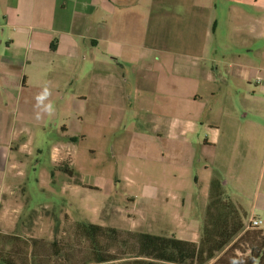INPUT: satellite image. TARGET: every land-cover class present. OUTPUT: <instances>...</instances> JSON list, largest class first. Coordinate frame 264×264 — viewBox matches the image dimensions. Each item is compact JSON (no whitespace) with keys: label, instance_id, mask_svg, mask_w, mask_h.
Listing matches in <instances>:
<instances>
[{"label":"crops","instance_id":"0c3cea01","mask_svg":"<svg viewBox=\"0 0 264 264\" xmlns=\"http://www.w3.org/2000/svg\"><path fill=\"white\" fill-rule=\"evenodd\" d=\"M244 1L255 10L249 21L210 19L209 0H0V185L6 186L0 187V234L18 231L23 184L16 180L26 177L29 157L40 153V138L50 130L59 141L52 171L72 180L73 174L56 168L69 163L72 170L66 121L81 115L91 98L90 89L80 90L81 71L94 87L96 71L105 73L100 92L109 100L113 63L126 69L121 59L129 54L137 70L153 72L157 60L149 51L160 52L163 43H186L184 51L165 57L174 73L169 133L184 132L188 146L201 148L206 172L223 182L226 199L246 217L250 212L264 217V0ZM214 37L218 52L211 49ZM243 38L248 44L242 47ZM146 58L150 64L144 68ZM45 88L50 95L38 103ZM119 103L102 104L105 119L122 108ZM253 182L260 199L245 204L235 194Z\"/></svg>","mask_w":264,"mask_h":264},{"label":"rangeland","instance_id":"374dc122","mask_svg":"<svg viewBox=\"0 0 264 264\" xmlns=\"http://www.w3.org/2000/svg\"><path fill=\"white\" fill-rule=\"evenodd\" d=\"M261 11L256 9L257 13ZM207 12L210 19L218 21H249V15L255 10L244 0L233 3L209 0ZM174 33L171 29L170 34ZM242 41V47L245 42L248 44L247 38ZM184 44L163 43L158 47L162 52L149 51L153 61L157 60L153 72L137 70V62L129 54L121 59L126 69L113 63L110 87L114 93L110 101L100 92L99 77L105 73L96 71L98 82L94 87L86 81L84 69L81 71L80 90L90 89L91 98L87 105L81 106V115L66 121L71 131L72 180L55 176L57 172L52 171V152L59 141L50 130L40 138V153L29 157L26 177L16 180L23 184L19 189L22 199L16 204V235L27 239L66 240L72 238L76 224L84 222L199 241L208 212L212 175L206 172L201 148L188 146L184 132L168 131L169 83L174 73L168 70L165 57H174L169 54L174 50L184 51ZM210 45L218 52L217 37ZM148 59L142 61L144 68L150 64ZM105 86L106 92L110 88L108 83ZM129 96L132 101L127 100ZM117 102L122 108L114 109L111 117L105 119L102 104L115 106ZM178 111L185 119V108L180 106ZM254 184L235 196L245 204H252L255 198L259 201L257 193L262 191ZM0 187L6 189L5 185ZM248 214L246 224L250 218L264 222L261 215ZM48 221H51L50 229ZM261 229L264 231V226ZM81 240V245L75 242L83 260L90 254L88 240L83 237ZM40 246L44 247V242Z\"/></svg>","mask_w":264,"mask_h":264},{"label":"trees","instance_id":"16d2710c","mask_svg":"<svg viewBox=\"0 0 264 264\" xmlns=\"http://www.w3.org/2000/svg\"><path fill=\"white\" fill-rule=\"evenodd\" d=\"M56 170L73 174L69 163ZM209 200L198 242L81 222L66 240L0 234V264H264L263 229L246 228V215L226 199L218 178ZM82 237L90 254L83 260L76 245Z\"/></svg>","mask_w":264,"mask_h":264},{"label":"clouds","instance_id":"9594fccd","mask_svg":"<svg viewBox=\"0 0 264 264\" xmlns=\"http://www.w3.org/2000/svg\"><path fill=\"white\" fill-rule=\"evenodd\" d=\"M50 95V92L48 91L47 88L44 89V91L39 95L37 96V101L38 103H43V101ZM46 110L51 112L53 110V107L51 104H48L46 106Z\"/></svg>","mask_w":264,"mask_h":264},{"label":"built area","instance_id":"2783aa9c","mask_svg":"<svg viewBox=\"0 0 264 264\" xmlns=\"http://www.w3.org/2000/svg\"><path fill=\"white\" fill-rule=\"evenodd\" d=\"M264 226V222L257 218H250L249 223L247 224V228L256 227V228H262Z\"/></svg>","mask_w":264,"mask_h":264}]
</instances>
